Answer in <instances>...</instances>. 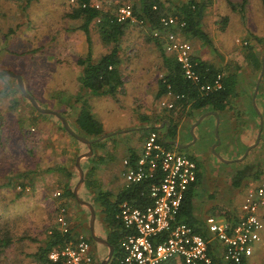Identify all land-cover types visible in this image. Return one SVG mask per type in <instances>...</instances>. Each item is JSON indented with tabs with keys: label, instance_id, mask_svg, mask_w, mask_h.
Returning a JSON list of instances; mask_svg holds the SVG:
<instances>
[{
	"label": "rangeland",
	"instance_id": "obj_1",
	"mask_svg": "<svg viewBox=\"0 0 264 264\" xmlns=\"http://www.w3.org/2000/svg\"><path fill=\"white\" fill-rule=\"evenodd\" d=\"M68 1L0 0V70L19 74L24 88L37 104L57 110L73 130L74 115L80 102L76 95L86 99L93 116L102 120V134L105 136L94 140H101L102 144L94 148L92 159H88L89 154L79 161L82 183L77 194L92 204L96 216L93 230L105 238V230L101 228L102 212L91 202L83 186V177L90 173L89 166L93 164L94 169L88 177L96 180L101 190L114 193L124 186L122 159L126 157L127 150L132 148L137 153L140 150L138 143H142L141 133L145 130L142 126L153 124L154 117L164 111L173 112L176 108L161 105L160 100L164 96L157 98L152 91L155 79L162 73L159 51L152 42V31L157 27L142 15L138 0H90L100 11L112 15H116L121 4L128 3L132 15L126 18L123 33L117 40L119 69L123 78L120 88L113 93L100 94L79 88L80 66L75 59L85 55L88 49L94 59L109 49L111 43L101 41L96 20L88 24V40L79 28L81 19L67 15L71 11ZM159 1L160 12L169 13L185 0ZM197 1L205 4L200 27L208 40L174 30L189 42L193 56H205L204 61L221 67L222 73L226 70L235 72L234 96L240 104L229 116L230 127L220 114H217V119L213 114L205 136H196L184 149L170 144L169 147L196 160H199V152L203 157L214 160L245 154L241 161L223 162L227 168L222 166L220 172H216V164H211L208 178L196 185L192 198L194 215L202 222L207 214L232 216L237 212L244 187L232 186L230 177L240 163H252L257 171L247 177L248 182L258 180L264 173V112L257 116L263 118V138L257 145L248 147L253 139L246 146L248 141L242 142L241 131H238L244 122L245 114L241 112L259 113L254 106L259 105L260 94H263L264 101V0H247L242 15L232 9L227 0ZM224 15L225 22L221 20ZM139 72L146 75L145 82L138 78ZM256 82L254 105L252 94ZM173 115L172 121L176 123L182 113ZM190 116L185 117L183 125L186 127L190 126L187 123ZM149 117H153V121ZM150 129L155 128L151 127L147 132ZM155 130L159 134L164 133L162 125ZM165 138L169 139V136L166 134ZM85 151V143L67 133L57 116L39 112L22 96L15 77L0 74V238L10 237V242L0 250V264H45L31 253L43 244L51 226L61 231L70 228L72 237L81 235L86 239L94 264L105 256L107 247L88 239V209L75 200L73 193L72 196L61 194L66 171L72 174L69 179L71 190L76 183L75 157ZM46 166L54 169L41 171ZM58 166L62 167L61 171L56 169ZM30 169L37 172H27ZM58 215L62 216L63 225L57 221ZM205 237L217 257L219 247L215 239L207 232ZM258 260L259 264H264V253Z\"/></svg>",
	"mask_w": 264,
	"mask_h": 264
},
{
	"label": "built area",
	"instance_id": "obj_2",
	"mask_svg": "<svg viewBox=\"0 0 264 264\" xmlns=\"http://www.w3.org/2000/svg\"><path fill=\"white\" fill-rule=\"evenodd\" d=\"M74 2V0H69ZM97 7V4H92ZM154 8V5L152 6ZM128 3L121 4L116 13L118 20L131 17ZM164 29L152 34L162 38V49L173 54L181 74L198 85L202 93L220 87L221 73L217 72L206 84L199 81L194 70L191 45L175 30L184 26V19L172 14L158 18ZM161 105L171 108L173 99L182 94L167 91ZM162 135L150 129L133 159H122L124 186L141 184L140 201L122 199L113 207V217L121 225L119 253L114 264H212L214 254L207 239L178 215L180 203L195 181L196 161L174 150L162 140ZM57 221L63 225L62 216ZM202 225L216 240L222 261L233 264H258L252 259L255 243L261 242L264 230V173L256 184L246 187L237 212L229 218L207 214ZM48 260L61 264H94L89 243L81 235L62 244L54 245L46 253Z\"/></svg>",
	"mask_w": 264,
	"mask_h": 264
},
{
	"label": "trees",
	"instance_id": "obj_3",
	"mask_svg": "<svg viewBox=\"0 0 264 264\" xmlns=\"http://www.w3.org/2000/svg\"><path fill=\"white\" fill-rule=\"evenodd\" d=\"M138 2V9L142 12V15L147 18L150 24L157 27L160 34L163 33L164 29L158 22L159 16L161 14H172L184 19V26L180 29L182 32L204 41L208 40L206 33L200 27V19L205 5L202 1L185 0L179 4L176 9L171 10L169 13L160 12L161 3L159 0H138ZM246 2L247 0H239L238 2L227 0L229 6L232 9H236L241 15ZM68 3L71 11L68 12L67 15L70 18L79 17L81 19L79 28L84 32L88 40V24L91 21L96 20V28L101 41L104 43H111L109 49L105 50L94 59L91 57L89 49L86 51L85 55L78 56L75 59V62L80 66V74L78 76L79 88L86 89L92 94L113 93L122 85L117 40L123 33L126 19L118 20L115 15L106 11H100L97 7L90 3V0H74V2L68 1ZM153 5L154 8L152 7ZM221 20L225 22L226 16H222ZM175 28L176 27H170L168 30H174ZM152 42L159 51L162 64V73L157 79V91L155 93V97L158 98L164 95L167 91H170L172 94H182L181 97L172 100L173 106L169 109L188 106V109L191 110L204 105H209L214 110H220L227 106L230 97L235 94L233 85L235 83L236 74L234 71L226 70L222 73L220 69L221 67L192 56L194 62L193 68L198 73L200 82L210 84L212 77L217 72L221 73L220 87L215 89L209 88L206 93H202L198 89V85L196 83H193L189 79L182 76L180 66L175 60L173 54H166L164 52L162 49V38L159 36H153ZM76 96L77 97L75 98L80 102L73 119L75 125L74 130L87 138H95L101 135L103 133L101 122L91 113L86 99L83 97L81 98L79 95ZM166 130V134L169 138H172L174 134L173 125H168ZM101 144V140L91 142L92 154L88 158L89 160L93 158L94 148L99 147ZM166 145L170 146L167 143ZM136 154L137 153H134L132 149H129V153L126 157L131 160L136 156ZM57 168L60 171L62 170V167L60 166L56 167V169ZM252 168H254L252 163L244 164L240 168H237L230 177L231 185L237 187L243 178L251 175L252 172H257L255 168ZM53 169L54 167L46 166L41 169V171L46 172ZM89 169V172L91 173L94 169V165L91 164ZM27 172L34 173L37 172V170L30 169ZM90 173L83 177V186L87 190L91 202L96 204L102 212V226L105 230V239L112 245V250L114 252L112 253L113 256L111 255L108 264H114L115 258L119 253V237L121 235L122 227L113 217V207L117 201L122 199H135L136 201H140L139 188L141 184L121 186L118 190L112 193L105 189L101 190L99 188L100 184L96 180L88 177V175H91ZM65 174L66 178L63 179L61 194L72 196L71 185L69 183V179L72 174L68 173V171H66ZM19 175H22V173H19ZM198 179L199 174L197 172L195 181L188 188L180 203L178 215L181 220L188 222L195 230L199 231L205 237V233L207 231L203 227L200 219L195 217L192 211V198L194 194L193 186L198 182ZM213 214L220 215L218 213ZM224 216L226 218L231 217V215ZM72 233L73 232L70 228L61 231L59 228L51 226L49 228V232L46 234L43 244L38 245L31 255L38 261L45 264H61L59 262H52L48 260L46 253L54 245L62 244L70 239H73L74 237H72ZM88 239H91V237L88 236ZM9 242L10 237L8 235L2 236L0 238V250ZM208 247H211L209 243ZM252 259L257 262L259 261L258 257H254V252L252 253ZM212 264L233 263L222 261L219 249V255L216 257L213 254L212 256Z\"/></svg>",
	"mask_w": 264,
	"mask_h": 264
},
{
	"label": "crops",
	"instance_id": "obj_4",
	"mask_svg": "<svg viewBox=\"0 0 264 264\" xmlns=\"http://www.w3.org/2000/svg\"><path fill=\"white\" fill-rule=\"evenodd\" d=\"M254 36L256 38L258 37L256 35H254ZM69 39H71L70 36H69ZM156 53L158 54L157 51H156ZM168 54H170V53H168ZM195 57L198 58V59H200V60H205V56H203V55H198V56L195 55ZM254 58L255 57L252 56V59H254ZM160 64H161V58H160ZM139 70L143 71L142 69H139ZM139 73L140 74H139L138 78L142 82L143 81L145 82V80H147V78L145 77L146 75H144L142 72H139ZM79 74H80V71H79ZM79 74H78V76H79ZM157 79L158 78L155 79L156 84L153 85V89H152V91L154 93V96H155V93L157 91ZM121 80H122V83H123L122 76H121ZM255 94H256V90H255L254 96H255ZM234 95L230 97L229 103L227 104V106L224 109L214 110L209 105H204V106H201V107H198V108L189 110L188 109V106H184L183 108L177 107L176 110H174L173 112H170L169 111V112L166 113L164 111L160 116L154 117V119H155L154 121H153V117L152 118L149 117V118H151L150 120H152L154 123L151 124V125H149V126H142L145 129L141 133L142 141H143L144 135L146 134V132H147V130L149 128L152 127V128L158 129L160 127V125H162L164 127V132H165V131H167L166 130V127L171 124L174 127V134H173V137L172 138H169V139H174L176 141V143H178L180 145H183V146L178 147V146L173 145V144H170V145H172V146H174V147H176L178 149H184V148H186L194 140V138L196 136L199 135V136H202L203 137V136L206 135L205 133H206V131L208 129V121L211 119V117H212L213 114L215 115L216 119H217V114H220V117L222 118L223 122L224 123L225 122L228 123L229 116L231 117L233 115L234 109H236V107H238V105L240 104L239 103L240 102L239 99L237 101V99H235L236 96H234ZM259 96H260V100H259V105L258 106L255 104L254 98L252 99L253 100L252 102L254 103V105H256V106H254L255 109L258 110L259 113L254 112V111H250V110L249 111L241 112V113L245 114L244 117H243L244 122L242 123L243 126L241 125L239 127L238 131L239 132L241 131L240 132V137H241L242 142L245 143V140L248 141V142L245 143L246 146H248V143L249 144H250V142L252 143V141L254 139V142L251 145L248 146L249 148L251 146L257 145L259 143V141L262 140V138H263V136L261 135V128H262V120H263V118L262 117L260 118V117H257V116H258V114L262 116V113L264 112V108H263L264 101L262 100L263 99V94H260ZM89 108H90V111H91V108H92L91 105L89 106ZM175 111L176 112H179V113H182V116L180 117V119L176 123L175 122L173 123L172 119H173V116H174L173 114H176ZM193 111L195 113L190 116V114ZM187 115L190 116L187 119V123L190 125L188 127H186L185 125H183L185 123V117ZM200 115H202V116L198 120V117ZM156 119L159 120L162 123L161 124L158 123V121ZM145 120H146V117L143 118V121H145ZM99 121L101 122L102 128L104 129V126H103L104 124H103L102 120H99ZM230 121L233 122L232 119H230ZM228 124H229V127H230V123H228ZM258 126H259V128H258ZM180 138H182L183 140L181 141ZM92 142H94V141H92ZM138 144H139V149H140L142 143H138ZM132 146H134V145H132ZM213 146H214V144L211 145L212 148H213ZM129 149H132V148H129ZM129 149L126 152V156L129 153ZM133 152L134 153H137V151H134V150H133ZM90 154H92V148H91V153ZM199 154H200V157L201 156L203 157V155H202L203 153L201 154V152H199ZM244 155L245 154L239 155V156H235V157H232L230 159H224V158H222L223 161L221 159L219 160L218 158L217 159L215 158L216 160H214V158L213 159H210L209 157H206V156L203 157V158L202 157L201 158L199 157V160L194 159L196 161V164H197V168H198V171L197 172H198V174L200 176V182H199V179H198V182L193 186V188L195 189L196 185H199L202 182L203 179L208 178L207 174H210L209 166H211V164H213V166H215V164H216V166H215L216 167V172H220L222 166L223 167H226L223 164V162H226L227 163V162H233V161H241V159L244 157ZM217 156H219V155H217ZM244 164H249V162L240 163L236 167V169L237 168H240ZM236 169H234L232 171V173H234V171ZM247 177L243 178L241 180L240 184L237 186L239 188H241V186L244 187L243 188V191H245L246 187H248L249 185H254L257 182V179L256 180H253V182H248L247 181V179H248ZM249 177H251V176H249ZM192 206H193V201H192ZM194 209L195 208L192 207L193 214H194ZM101 228L103 229V226ZM261 239H262L261 242L255 243V245H254L253 252H254V257L255 258L256 257L259 258V256L262 255V253H264V230H263V233L261 234ZM169 263L173 264L172 261L169 262ZM169 263H163V264H169Z\"/></svg>",
	"mask_w": 264,
	"mask_h": 264
},
{
	"label": "water",
	"instance_id": "obj_5",
	"mask_svg": "<svg viewBox=\"0 0 264 264\" xmlns=\"http://www.w3.org/2000/svg\"><path fill=\"white\" fill-rule=\"evenodd\" d=\"M0 74H8V75H11L13 77H15L16 79V82H17V86L22 94L23 97L27 98L30 103L32 104V106L38 110L39 112L41 113H51L55 116H57L64 129L67 131V133H69L70 135H72L73 137H75L76 139L82 141L85 143L86 145V148H87V151L83 152V153H80L78 154L76 157H75V162H74V168H75V171L78 175V178H77V181L76 183L74 184L73 188H72V193L75 197V200L80 204V205H83L85 206L88 211H89V219H88V226H89V233H90V236L91 238L94 240V241H97V242H100V243H103L106 247H107V251H106V254L105 256L100 260V262L98 264H105L111 254H112V245L103 237L97 235L95 233V231L93 230V221H94V217H95V214H94V209H93V206L90 202H88L87 200L81 198L78 196L77 194V189L79 187V185L82 183V170H81V167H80V164H79V161L82 157H87L90 153H91V142L94 141L95 139H100L102 138L105 134H101L99 137L97 138H87L85 137L84 135H80L78 134L75 130H73L66 118L64 116H62L57 110H54V109H51V108H46V107H40L36 100L26 91V89L24 88V85H23V82H22V79L20 77L19 74L17 73H14V72H11V71H8V70H0ZM258 81V79L256 80ZM256 86H257V82L255 84V89L253 90V94H252V99H253V95L255 93V90H256ZM253 101V100H252ZM202 115H200L198 117V120L201 118ZM197 122V121H196ZM161 126V125H160ZM165 135H166V131L162 134V140L165 142V143H168V144H173V145H176L178 147H181L183 145H180L178 143H176V141L174 139H166L165 138Z\"/></svg>",
	"mask_w": 264,
	"mask_h": 264
},
{
	"label": "flooded vegetation",
	"instance_id": "obj_6",
	"mask_svg": "<svg viewBox=\"0 0 264 264\" xmlns=\"http://www.w3.org/2000/svg\"><path fill=\"white\" fill-rule=\"evenodd\" d=\"M199 182H200V176H199Z\"/></svg>",
	"mask_w": 264,
	"mask_h": 264
}]
</instances>
